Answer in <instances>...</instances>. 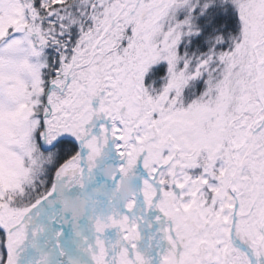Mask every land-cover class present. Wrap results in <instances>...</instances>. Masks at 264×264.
<instances>
[{
    "label": "snow or ice",
    "instance_id": "1",
    "mask_svg": "<svg viewBox=\"0 0 264 264\" xmlns=\"http://www.w3.org/2000/svg\"><path fill=\"white\" fill-rule=\"evenodd\" d=\"M0 264H264V0H0Z\"/></svg>",
    "mask_w": 264,
    "mask_h": 264
}]
</instances>
